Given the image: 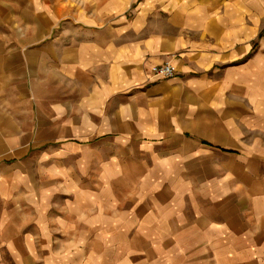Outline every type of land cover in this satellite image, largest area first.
Segmentation results:
<instances>
[{"label":"crops","instance_id":"0c3cea01","mask_svg":"<svg viewBox=\"0 0 264 264\" xmlns=\"http://www.w3.org/2000/svg\"><path fill=\"white\" fill-rule=\"evenodd\" d=\"M38 259L264 264V0H0V264Z\"/></svg>","mask_w":264,"mask_h":264},{"label":"built area","instance_id":"2783aa9c","mask_svg":"<svg viewBox=\"0 0 264 264\" xmlns=\"http://www.w3.org/2000/svg\"><path fill=\"white\" fill-rule=\"evenodd\" d=\"M152 76L156 80L170 79L174 76V69L169 64H164L154 68Z\"/></svg>","mask_w":264,"mask_h":264},{"label":"rangeland","instance_id":"374dc122","mask_svg":"<svg viewBox=\"0 0 264 264\" xmlns=\"http://www.w3.org/2000/svg\"><path fill=\"white\" fill-rule=\"evenodd\" d=\"M5 148L7 149V147H5ZM70 260H71V259H70ZM41 261H43V260H42V259H38L39 264H40Z\"/></svg>","mask_w":264,"mask_h":264}]
</instances>
